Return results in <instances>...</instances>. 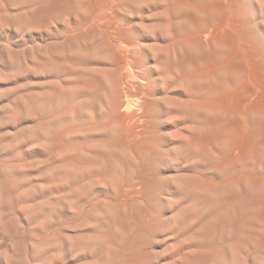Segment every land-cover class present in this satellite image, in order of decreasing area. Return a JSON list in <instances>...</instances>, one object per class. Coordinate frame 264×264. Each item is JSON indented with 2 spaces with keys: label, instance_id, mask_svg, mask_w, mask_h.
Segmentation results:
<instances>
[{
  "label": "rangeland",
  "instance_id": "obj_1",
  "mask_svg": "<svg viewBox=\"0 0 264 264\" xmlns=\"http://www.w3.org/2000/svg\"><path fill=\"white\" fill-rule=\"evenodd\" d=\"M186 1L0 0V264H264V0Z\"/></svg>",
  "mask_w": 264,
  "mask_h": 264
},
{
  "label": "bare ground",
  "instance_id": "obj_2",
  "mask_svg": "<svg viewBox=\"0 0 264 264\" xmlns=\"http://www.w3.org/2000/svg\"><path fill=\"white\" fill-rule=\"evenodd\" d=\"M176 1H177V0H176ZM185 1H186V0H185ZM186 2H187V1H186ZM190 2H191V1H190ZM194 2H195V1H194ZM214 2H215V0H214ZM219 2H220V0L218 1V3H216V4L214 3V4H213V5H215L216 7L213 6V5H211L210 7L208 6V7L206 8V7L203 6V4H202L203 7H200V5H201V4H200V5L197 6V8H198V7L201 8L202 11H203V10H208V9H210V8H212V7H215V9H216V8H217V4H219ZM177 3H178V2H177ZM180 3H182V2H180ZM187 4H189V3H187ZM187 4H186V6H187ZM190 4H191V3H190ZM190 4H189V5H190ZM205 4H207V3H205ZM211 4H212V3H211ZM221 4H222V2L220 3V5H221ZM228 4H229V3H228ZM228 4L225 5V6H227V8H228V9L226 8V10H225V8H224L225 6H224V5H221V9H219V12H220V10H222V11H223V10H224V11H227V13L225 12L226 15H227V14H228V11L230 10L229 7H228ZM181 5H182V4H181ZM192 6H193V5H192ZM222 6H223V7H222ZM176 7H177V6H176ZM178 7L181 8V6H180L179 4H178ZM178 7H177V8H178ZM191 8H192V7H191ZM218 8H220V7H218ZM222 8H223V9H222ZM201 9H199V10H201ZM212 9L214 10V8H212ZM212 9H211V10H212ZM217 10H218V9H217ZM208 11H209V10H208ZM203 12L206 13L207 11H203ZM105 13H106V12H105ZM207 13H208V12H207ZM210 13H211V12H209L208 14H210ZM221 13H222V12H221ZM110 14H111V13H110ZM185 14H186V12H185ZM191 14H192V13H191ZM223 14H224V13H223ZM230 14H232V12H231ZM181 15H182V14H181ZM211 15H212V14H211ZM211 15H209V18H210ZM214 15H216V14H214ZM219 15H220V14H219ZM219 15H218V16H219ZM226 15L223 16V17H226ZM107 16H108V15H107ZM191 17H192V16H191ZM191 17H190V18H191ZM193 17H194V15H193ZM215 17H216V16H215ZM219 17H221V16H219ZM223 17H222V18H223ZM96 18H97V16H96ZM103 18H104V17H103ZM106 18H107V17H106ZM229 18L231 19V17H229ZM111 19H112V18H111ZM186 19H187V18H186ZM210 19H212V18H210ZM223 19H225V18H223ZM226 19H227V18H226ZM194 20H195V19H194ZM194 20H192V22H194ZM99 21H100V20H99ZM107 21H108V20H107ZM200 21H201V25H202V30H201V29H199L200 31H199V30H197V31L195 30V32H196L197 34L199 33V35H200V34L203 35V33L205 34V32L207 31V28H209V27H208V25H209L208 22H209L210 20L204 18V19H202V20L200 19ZM212 21H213V20H212ZM218 21H219V20H218ZM105 23H106V22H105ZM105 23H104V24H105ZM215 23L217 24L218 22L216 21ZM219 23H220V22H219ZM219 23H218V24H219ZM223 23H224V22H223ZM195 24H196V23H195ZM197 24H198V23H197ZM102 25H103V24H102ZM219 25H220V24H219ZM219 25H218V28L220 27ZM214 26H215V25H214ZM230 26H231V25H230ZM101 27H102V26H101ZM107 27H108V25H107ZM216 27H217V25H216ZM222 27H224V26L222 25ZM212 28H213V27H212ZM226 28H227V27H226ZM196 29H197V28H196ZM213 29H217V28H213ZM213 29H212V30H213ZM219 29H220V28H219ZM193 30H194V29H193ZM208 30H209V29H208ZM222 30H223V28H222ZM224 30H225V28H224ZM117 32H118V31H117ZM189 32H190V31H189ZM195 32H194V33H195ZM216 32H217V31H216ZM222 32L224 33V31H222ZM194 33H193V34H194ZM196 33H195V34H196ZM209 33H210V35H209V36H210V40H214V41H215V40H220V41H221V39H224V34H223V33H221L220 35H218L217 33H216V34H217V35H216V34L214 33V31H213V33H212L211 31H210ZM228 33H229V32H228ZM186 34H187V33H186ZM190 34H191V33H190ZM206 34H207V33H206ZM108 35L110 36V34H108ZM112 35H113V34H112ZM115 35H116V34H115ZM118 35H119V34H118ZM186 36H187V35H186ZM190 36H191V35H190ZM111 37H113V36H111ZM193 37H194V36H193ZM205 38H206V37H205ZM207 38H208V37H207ZM231 38H232V37H231ZM202 39H203V38H202ZM197 40H198V42H199V41H202V40L200 39V37H199ZM208 41H209V39H208ZM210 42H211V41H210ZM215 42H216V41H215ZM222 42H223V41H222ZM233 42H234V41H233ZM113 44H114V43H113ZM116 45H117V44H116ZM118 45H119V44H118ZM117 47H118V46H117ZM127 49H128V48L126 47V50H127ZM114 50H115V48H114ZM120 50L122 51L123 49H120ZM124 50H125V48H124ZM128 51H129V50H128ZM115 52H116V50H115ZM115 52H114V53H115ZM118 52H119V51H118ZM122 52H123V51H122ZM125 52H126V51H125ZM131 52H132V51H131ZM242 52H246V51H242ZM119 53L121 54V52H119ZM119 53H118V54H119ZM118 54H117V55H118ZM129 54H130V53H129ZM117 55H116V58H118ZM124 55H127V54L125 53ZM121 56H122V55H121ZM119 57H120V56H119ZM211 57H212V56H211ZM228 57H229V56H228ZM125 58H126V57H125ZM212 58H213V57H212ZM113 59H114V58H113ZM118 59H119V58H118ZM123 60H124V59H123ZM123 60H122V61H123ZM128 60H129V59H128ZM130 61H131V60H130ZM144 62H145V61H144ZM223 62H224V61H223ZM226 62H228V61H226ZM126 63H127V62H126ZM132 63H133V62H132ZM132 65H133V64H132ZM207 65H208V64H207ZM207 65H206V66H207ZM213 66H214V65H212L211 67H213ZM243 66H244V65H243ZM120 67H122V66H120ZM124 67H125V66H124ZM127 67H128V66H127ZM215 70H216V68H215ZM242 70H244V69H242ZM130 71H131V70H130ZM134 71H135V70H134ZM138 71H139V70H138ZM208 71H209V69H208ZM122 72H123V70H122ZM135 72H136V71H135ZM211 72H212V71H211ZM134 74H135V73H134ZM208 74H209V73H208ZM120 75H121V74H120ZM209 75H211V74H209ZM204 77H205V76H204ZM119 78H120V77H119ZM136 78H137V77H136ZM124 79H125V78H124ZM142 79H143V78H142ZM131 80H132V79H131ZM136 80H137V79H136ZM119 81H120V80H119ZM120 82H121V81H120ZM76 83H77V81H76ZM124 83H125V82H124ZM249 83H250V82H249ZM254 83H255V82H254ZM254 83H253V84H254ZM257 83H258V82H257ZM261 84H262V83H261ZM120 85H121V84H120ZM127 85H128V84H127ZM238 85H239V84H238ZM240 85H241V83H240ZM241 86H242V85H241ZM241 86H240V87H241ZM235 87H236V86H235ZM242 87H243V86H242ZM249 88H250V87H249ZM251 88L253 89V87H251ZM139 90H140V89H139ZM139 92H140V91H139ZM141 93H143V92H141ZM252 93H253V92H252ZM252 93H251V94H252ZM138 94H140V93H138ZM144 94H145V93H144ZM226 94H227V93H226ZM253 94H254V93H253ZM141 95H142V94H141ZM212 95H213V94H212ZM139 96H140V95H139ZM140 97H141V96H140ZM140 97H139V98H140ZM143 97H145V96H143ZM215 97H216V96H215ZM252 97H253V96H252ZM121 98H122V97H121ZM121 98H120V99H121ZM248 98H249V97H248ZM253 98H254V97H253ZM120 99H119V100H120ZM125 99H126V98H125ZM210 99H211V98H210ZM119 100H118V101H119ZM143 100H144V99H143ZM211 100H214V99H211ZM252 100H253V99H252ZM215 101H216V99L214 100V103H215ZM250 101H251V100H250ZM127 102H128V101H127ZM142 102H143V101H142ZM117 103H118V102H117ZM124 103H125V102H124ZM131 103H132V102H131ZM211 103H213V102H211ZM214 103H213V104H214ZM216 103H217V102H216ZM118 104H119V103H118ZM123 105H124V104H123ZM209 106H210V105H209ZM111 108H112V107H111ZM114 108H115V106H114L112 109H114ZM116 108H117V107H116ZM116 108H115V109H116ZM123 108H124V107H123ZM209 108H211V107H209ZM118 109H120L119 106H118ZM211 109H212V108H211ZM121 110H122V109H121ZM211 111H212V110H211ZM213 111H214V109H213ZM124 112H125V111H124ZM121 113H122V111H121ZM126 113H127V112H126ZM118 114H119V112H118ZM113 115H114V114H113ZM121 115H122V114H121ZM117 117H118V116H117ZM123 117H124V116H123ZM118 119H119V118H118ZM122 119H123V118H122ZM128 120H129V119H128ZM116 121H117V120H116ZM120 121H121V120H120ZM146 121H147V120H146ZM118 123H119V122H118ZM120 123H121V122H120ZM130 123H131V122H130ZM121 125H122V124H121ZM122 127H123V125H122Z\"/></svg>",
  "mask_w": 264,
  "mask_h": 264
}]
</instances>
